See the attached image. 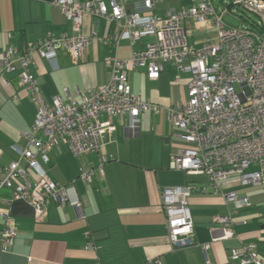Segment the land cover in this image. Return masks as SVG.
Masks as SVG:
<instances>
[{
  "label": "built area",
  "instance_id": "1",
  "mask_svg": "<svg viewBox=\"0 0 264 264\" xmlns=\"http://www.w3.org/2000/svg\"><path fill=\"white\" fill-rule=\"evenodd\" d=\"M159 1L144 0L143 8L148 12L145 18L139 11L127 12L116 0L111 1V9L105 0L55 2L75 31H80L87 13L113 21L117 31L104 40L106 45L118 47L124 38L132 43L143 37L154 38L143 51L133 53L129 59L108 58L109 83L86 92L78 90L81 101L68 88H63V94L54 96L52 105H48L31 66L36 55L53 60L62 51L69 53L74 64L80 63L85 49L97 36L94 29L90 35L76 37H57L47 32L40 40L27 43L21 49L8 46L0 52V79L9 84L7 75L16 72L20 85L37 106L32 131L23 133L27 144L22 147L19 159L0 169L4 173L0 193L10 191V197L0 196L3 206L0 216L4 220L0 257L8 252L17 236L10 211L16 201L27 203L38 221L45 218L51 201L59 207L72 206L82 214L74 182L62 185L48 174L49 153L54 148L66 144L75 156L100 155L97 166L80 172L79 178L88 184L96 171L104 173L103 165L108 159L102 153L106 137L116 129L103 117L126 120L129 133L137 135L141 115L149 110L156 114L161 111L158 105L144 102L133 92L129 73L135 69H145L151 81L160 78L167 63L190 74L187 100L166 108L169 122L179 131L177 137L181 140L178 152L171 157L170 170L202 177L214 194L223 195L232 204L233 211L251 208L252 201L247 196L226 191L227 185L238 183L264 188V2L231 0L217 9L212 0H193L190 7L158 17L151 11ZM230 9H240L252 17L249 16L246 27L235 28L224 23L223 18ZM210 18L216 37L200 48L194 47L188 41L185 24L195 21L206 25ZM194 190L195 186L190 183L161 189L162 210L169 240L175 249L193 245L195 224L189 200ZM260 217L264 219V211ZM215 222L221 226V239L235 237L231 215L218 216ZM88 249L93 250L94 246L89 244ZM230 262L264 264V257L259 256L254 245L245 244L233 251ZM147 264L162 263L155 258Z\"/></svg>",
  "mask_w": 264,
  "mask_h": 264
},
{
  "label": "crops",
  "instance_id": "2",
  "mask_svg": "<svg viewBox=\"0 0 264 264\" xmlns=\"http://www.w3.org/2000/svg\"><path fill=\"white\" fill-rule=\"evenodd\" d=\"M56 1L0 0V52L8 46L21 49L47 32L57 37L90 35L93 29L97 33L78 64H74L67 51L53 60L34 57L31 70L48 105H52L54 96L63 94V88H68L81 101L78 90L86 92L109 83L108 58L129 59L154 41L150 36L135 43L124 38L118 47L106 45L104 40L117 31L113 21L87 13L80 31H75L72 22L55 5ZM111 1L105 0L109 9ZM116 1L127 12L139 11L142 17H147L144 0ZM193 3V0H160L151 13L165 17ZM185 28L189 43L196 48L216 37L211 18L206 25L191 21ZM6 78L9 84L0 79V169L19 159L22 147L27 144L23 133L32 131L37 114V106L20 85L18 74L10 73ZM189 79L190 74L179 71L173 63L165 64L156 81L149 80L143 68L130 72L133 92L144 102L158 105L161 111L144 112L137 135L129 133L126 120L103 117L116 129L106 137L102 153L108 159L103 165L104 173L96 171L88 184L79 178L80 172L97 166L100 155L75 156L66 144L54 148L49 153L48 174L62 185L74 182L82 214L72 206L59 207L51 201L45 218L38 221L27 203L16 201L10 211L17 236L8 252L1 254L0 264H147L155 258L162 264H230L233 251L245 244L254 245L259 256L264 257V219L260 217L264 211V188L227 185L226 191L252 201L251 208L233 211L232 204L223 195L214 194L206 180L169 169L181 140L177 137L179 131L169 122L166 108L187 100ZM3 178L0 171V180ZM188 183L195 186L189 200L195 224L193 245L175 249L169 240L161 189ZM0 196L10 197V191H1ZM228 215L234 221L235 237L223 240L221 226L215 218ZM3 228L4 220L0 216V232ZM89 244L94 246L93 250L88 249Z\"/></svg>",
  "mask_w": 264,
  "mask_h": 264
},
{
  "label": "rangeland",
  "instance_id": "3",
  "mask_svg": "<svg viewBox=\"0 0 264 264\" xmlns=\"http://www.w3.org/2000/svg\"><path fill=\"white\" fill-rule=\"evenodd\" d=\"M213 2V5L214 6H217V5H220V6H224V3L223 2H226V3H230L231 0H212ZM243 15V11L242 10H236V12L232 11V12H229L223 19L224 23L227 24V26H231V27H235V28H244L247 26V22H242L241 20V17ZM251 17V16H250ZM252 18V17H251ZM237 90H239V87L236 86L235 87ZM196 178V177H194ZM196 179H202V177H199V178H196Z\"/></svg>",
  "mask_w": 264,
  "mask_h": 264
},
{
  "label": "trees",
  "instance_id": "4",
  "mask_svg": "<svg viewBox=\"0 0 264 264\" xmlns=\"http://www.w3.org/2000/svg\"><path fill=\"white\" fill-rule=\"evenodd\" d=\"M229 4V3H228ZM231 10V12L233 11V9H230ZM237 10H240V9H237ZM249 14L248 13H246V12H244L243 11V15H242V17H241V20H242V22L244 23V22H248V20H249ZM203 180H205V179H203Z\"/></svg>",
  "mask_w": 264,
  "mask_h": 264
},
{
  "label": "water",
  "instance_id": "5",
  "mask_svg": "<svg viewBox=\"0 0 264 264\" xmlns=\"http://www.w3.org/2000/svg\"><path fill=\"white\" fill-rule=\"evenodd\" d=\"M260 1L264 2V0H260Z\"/></svg>",
  "mask_w": 264,
  "mask_h": 264
}]
</instances>
